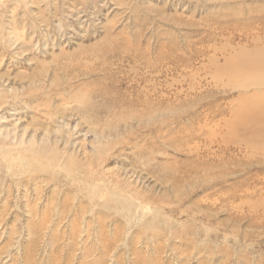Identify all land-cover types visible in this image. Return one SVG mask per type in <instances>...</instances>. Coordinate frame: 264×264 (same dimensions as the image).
Wrapping results in <instances>:
<instances>
[{
  "label": "rangeland",
  "instance_id": "rangeland-1",
  "mask_svg": "<svg viewBox=\"0 0 264 264\" xmlns=\"http://www.w3.org/2000/svg\"><path fill=\"white\" fill-rule=\"evenodd\" d=\"M192 1L0 0V264H264V151L205 65L264 0Z\"/></svg>",
  "mask_w": 264,
  "mask_h": 264
},
{
  "label": "bare ground",
  "instance_id": "bare-ground-1",
  "mask_svg": "<svg viewBox=\"0 0 264 264\" xmlns=\"http://www.w3.org/2000/svg\"><path fill=\"white\" fill-rule=\"evenodd\" d=\"M188 2L190 4H194L192 0H188ZM198 4L199 3H197V2L195 3L196 6ZM207 13L209 15V16H207L209 19L208 18L207 19L210 20V22H212L211 24L214 25V29L222 30L223 25L221 23H215V20H218V18L216 19L215 17H212L211 11H208ZM171 20L174 23L172 17H171ZM175 23L178 24V22H175ZM194 24H197V23L190 20V21H187L186 23H184L183 25L191 26ZM184 42H185V45H187V46H190L192 44V42L188 41V37L184 40ZM167 44H169V51H171L170 58L167 55H165L164 58H169L168 59L169 61H173L174 59L171 58L173 56V51L180 49L181 44H179L178 41H175L172 38L170 39V41ZM138 46H140V45H138ZM221 49L214 48V50H213L214 54H212V56L210 58H208V63L205 65L209 66L210 69L211 68L213 69L212 77H214L216 79L226 78V80H227L226 84H232L233 86L235 85L236 88L239 89L238 93L236 94L235 99H233L232 102L229 103L230 104L229 106L232 108L229 109L228 112L226 113V114H228L227 117L225 116V114H223L222 108H220V109L218 108L219 109V115H222L221 116L222 117L221 123L224 127V134H223V136L222 135L221 136L223 137V139L224 138H230L236 142H239V144L245 145L248 149H251L252 153L258 152L259 150L264 151V44L260 45V43L256 42L250 48H245V47L240 46L236 49H232V50H230V52L228 53L227 56L225 55L226 57L223 56L224 61H222V63L219 64L218 61H220V60H219V58H217L216 54H217V52H222ZM198 54H201V53L199 51H197V54H194L193 56L197 57ZM191 57H192V55H191ZM183 64H185V63H183ZM145 96L146 95H144V97ZM102 100H103V98H102ZM108 102H106V103H108ZM213 104H214V102H213ZM102 106H104V105L102 104ZM203 106H205V105H203ZM218 106H216V107H218ZM106 107H108V106H106ZM101 111H99V112H101ZM196 120L198 121V119H196ZM197 125H196V127H197ZM190 126H193V124ZM215 126H216V124H215ZM87 128H89V127L87 126ZM196 129H198V128H196ZM211 130H209V132H211L210 134H214L213 133L214 131H211ZM187 133H188V131H187ZM178 138H179V136H178ZM178 138H177V140H178ZM53 158H56V156ZM256 163H258V162H256ZM245 166H247V165H245ZM239 182H242V181L241 180L237 181V183H239ZM233 184H236V182L231 183L230 186L232 187ZM233 186H235V185H233ZM232 190H234V189H232ZM263 201H264V198L261 200V202H263Z\"/></svg>",
  "mask_w": 264,
  "mask_h": 264
}]
</instances>
